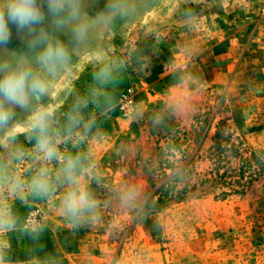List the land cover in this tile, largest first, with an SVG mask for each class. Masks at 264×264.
<instances>
[{
  "label": "rangeland",
  "instance_id": "rangeland-1",
  "mask_svg": "<svg viewBox=\"0 0 264 264\" xmlns=\"http://www.w3.org/2000/svg\"><path fill=\"white\" fill-rule=\"evenodd\" d=\"M36 3L0 42L46 86L0 94V264H264V0Z\"/></svg>",
  "mask_w": 264,
  "mask_h": 264
},
{
  "label": "clouds",
  "instance_id": "clouds-1",
  "mask_svg": "<svg viewBox=\"0 0 264 264\" xmlns=\"http://www.w3.org/2000/svg\"><path fill=\"white\" fill-rule=\"evenodd\" d=\"M71 3V0H49L50 10L54 12L61 11L65 3ZM10 19L23 28L30 24L36 23L42 18V13L37 6L36 0H8L7 5H0V42H6L10 31L6 20ZM68 58V51L59 41L46 42V45L39 53V62L53 71L56 65L64 62ZM39 92L43 94L46 86L43 80L34 77L29 71L19 69L8 72L3 78H0V94H2L11 103L20 107L26 106L28 92ZM48 113L45 110L37 111L33 116V127L38 128L41 133L40 148L45 151L48 156L53 154L50 142L44 137L46 128V118ZM11 113L4 109L3 103L0 102V125L5 124L10 118ZM73 165L69 164V170ZM37 186L44 188L43 182H38ZM65 206L69 213L76 214L82 207L89 206L86 195L76 192H69L65 198Z\"/></svg>",
  "mask_w": 264,
  "mask_h": 264
},
{
  "label": "water",
  "instance_id": "water-1",
  "mask_svg": "<svg viewBox=\"0 0 264 264\" xmlns=\"http://www.w3.org/2000/svg\"><path fill=\"white\" fill-rule=\"evenodd\" d=\"M8 0H0V5H7Z\"/></svg>",
  "mask_w": 264,
  "mask_h": 264
},
{
  "label": "trees",
  "instance_id": "trees-1",
  "mask_svg": "<svg viewBox=\"0 0 264 264\" xmlns=\"http://www.w3.org/2000/svg\"><path fill=\"white\" fill-rule=\"evenodd\" d=\"M175 176H176V175H175ZM160 201H162V199H161Z\"/></svg>",
  "mask_w": 264,
  "mask_h": 264
}]
</instances>
